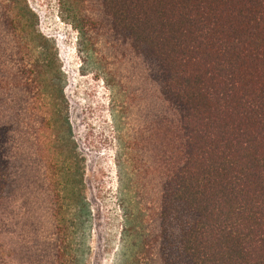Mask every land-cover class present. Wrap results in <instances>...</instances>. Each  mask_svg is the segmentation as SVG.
I'll use <instances>...</instances> for the list:
<instances>
[{
  "label": "trees",
  "instance_id": "obj_1",
  "mask_svg": "<svg viewBox=\"0 0 264 264\" xmlns=\"http://www.w3.org/2000/svg\"><path fill=\"white\" fill-rule=\"evenodd\" d=\"M71 1L135 101L127 145L155 206L133 264H264V0ZM0 10V264H88L56 47L22 0Z\"/></svg>",
  "mask_w": 264,
  "mask_h": 264
},
{
  "label": "rangeland",
  "instance_id": "obj_2",
  "mask_svg": "<svg viewBox=\"0 0 264 264\" xmlns=\"http://www.w3.org/2000/svg\"><path fill=\"white\" fill-rule=\"evenodd\" d=\"M22 3L56 47L72 138L85 158L84 190L91 211L88 264H133L132 240L149 225L155 206L153 189L132 171L127 145L135 101L113 77L106 46L88 33L71 0Z\"/></svg>",
  "mask_w": 264,
  "mask_h": 264
}]
</instances>
